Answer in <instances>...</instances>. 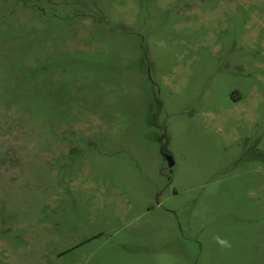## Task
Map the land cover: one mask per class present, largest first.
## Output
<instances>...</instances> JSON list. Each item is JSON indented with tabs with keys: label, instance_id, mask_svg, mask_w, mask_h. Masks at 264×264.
Wrapping results in <instances>:
<instances>
[{
	"label": "rangeland",
	"instance_id": "1",
	"mask_svg": "<svg viewBox=\"0 0 264 264\" xmlns=\"http://www.w3.org/2000/svg\"><path fill=\"white\" fill-rule=\"evenodd\" d=\"M0 264H264V0H0Z\"/></svg>",
	"mask_w": 264,
	"mask_h": 264
},
{
	"label": "water",
	"instance_id": "2",
	"mask_svg": "<svg viewBox=\"0 0 264 264\" xmlns=\"http://www.w3.org/2000/svg\"><path fill=\"white\" fill-rule=\"evenodd\" d=\"M167 158H168V161H169V165L173 166L174 162H173L172 156L171 155H167Z\"/></svg>",
	"mask_w": 264,
	"mask_h": 264
},
{
	"label": "trees",
	"instance_id": "3",
	"mask_svg": "<svg viewBox=\"0 0 264 264\" xmlns=\"http://www.w3.org/2000/svg\"><path fill=\"white\" fill-rule=\"evenodd\" d=\"M163 151H164V149H163Z\"/></svg>",
	"mask_w": 264,
	"mask_h": 264
}]
</instances>
